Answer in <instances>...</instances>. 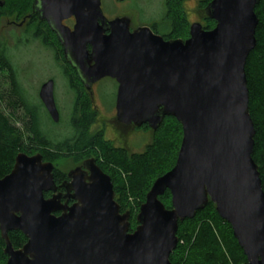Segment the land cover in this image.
Masks as SVG:
<instances>
[{"label": "water", "instance_id": "1", "mask_svg": "<svg viewBox=\"0 0 264 264\" xmlns=\"http://www.w3.org/2000/svg\"><path fill=\"white\" fill-rule=\"evenodd\" d=\"M259 1L213 0L205 11L216 26L193 23L185 41L165 40L149 27L132 32L126 18L109 21L101 0L34 1L32 13L57 33L67 62L89 89L106 77L117 81L119 123L156 130L172 116L183 138L175 166L154 182L133 232L130 212L121 211L111 178L94 159L69 172L64 195L56 194L52 162L18 154L0 179L6 264H172L179 223L209 202L230 224L248 264H264V189L253 159L246 76ZM71 17L73 31L63 24ZM40 98L58 122L53 81L42 86ZM166 191L171 209L159 198ZM11 231L27 238L22 248L13 247Z\"/></svg>", "mask_w": 264, "mask_h": 264}, {"label": "trees", "instance_id": "2", "mask_svg": "<svg viewBox=\"0 0 264 264\" xmlns=\"http://www.w3.org/2000/svg\"><path fill=\"white\" fill-rule=\"evenodd\" d=\"M34 1L0 0V3H3V6H0V20L8 12L15 15V21L21 22L26 18L22 37L27 41L34 39L45 44H57L55 38L49 35L51 30L46 22L39 20L38 15L32 13ZM184 1L166 0L163 21L165 33L159 32L158 25H154V31L166 40L185 41L190 37L191 22L188 20ZM212 1L200 0L197 10L205 30H212L216 26L215 21L210 19L205 11ZM255 13L259 19L255 34L257 43L247 59L246 76L249 111L256 131L253 159L258 165L264 189V0L259 1ZM0 68L7 74L8 81V89L0 95V179L11 173L18 154H41L44 161L55 165L54 181L60 186L65 175L61 169L56 168L58 161L72 158L76 161L85 156H93L102 171L111 178L115 200L122 212H130V232L135 231L140 207L154 182L176 164L183 138L182 125L176 118L167 116L156 130L145 126L144 131H151L150 143L143 152L130 153L126 149L115 147L104 137L103 132H89L94 115L88 98L83 94L82 88L77 86L73 88L76 93L71 120L73 134L60 139L53 136L51 131L42 128V105H32L28 102L8 56V47L1 39ZM5 108L12 113L23 110L24 118L19 120L25 125V131L14 124L5 113ZM50 196V193L45 194L46 198ZM159 198L166 208H172L170 191H166ZM8 236L15 249L22 248L27 242L21 231H11ZM177 236L179 243L170 256L172 264H224L223 258L218 257L224 254L225 236L234 246L243 264H248L230 224L219 216L212 202L198 211L193 219L180 222ZM5 247L6 243L0 231V264H6L8 260L4 252Z\"/></svg>", "mask_w": 264, "mask_h": 264}, {"label": "rangeland", "instance_id": "3", "mask_svg": "<svg viewBox=\"0 0 264 264\" xmlns=\"http://www.w3.org/2000/svg\"><path fill=\"white\" fill-rule=\"evenodd\" d=\"M165 2L166 0H124L122 2L118 0H101V8L108 18L114 17L119 12L126 14L132 11L136 15L135 21L137 25L150 27L158 24L159 32L165 33L166 27L163 24ZM199 2L200 0L184 1L187 17L192 24L194 22L203 24V20H199L196 14ZM197 13L199 12L197 11ZM15 18V15H11L9 12L2 17L0 20V39L8 47V56L16 70L18 80L24 89L28 102L32 105H42L40 108L44 114L42 128L51 131L53 136L55 135L60 139H64L73 134L71 120L76 98L75 89L68 86L65 76L60 73L54 53L49 48L45 47L39 40L31 39L27 41L22 37L25 32L24 27L20 28L10 25L11 22L15 21ZM50 79L55 80L54 98L60 116L58 122L53 121L40 98L42 86L49 82ZM116 85L112 80H105L96 88L95 99L96 105L99 108L98 116L102 120L116 115L115 101L118 92ZM7 89V74L0 68V95ZM4 110L14 124L25 131V125L19 120L20 118H24L23 110H19L16 113H12L7 108ZM99 129L101 128L97 126L93 131H98ZM106 137L115 145L126 143V139L114 134L110 127L106 131ZM151 137L150 130L130 134L127 138L128 143H126V147L130 153L143 152L146 145L150 143ZM73 167V159H65L56 163V168L61 169L65 173H68ZM223 243L224 254L218 258H223L224 264H243L242 259L236 253L234 246L227 236L223 238Z\"/></svg>", "mask_w": 264, "mask_h": 264}, {"label": "flooded vegetation", "instance_id": "4", "mask_svg": "<svg viewBox=\"0 0 264 264\" xmlns=\"http://www.w3.org/2000/svg\"><path fill=\"white\" fill-rule=\"evenodd\" d=\"M120 2L124 1V0H118ZM103 11V10H102ZM103 14L104 16L109 20V21H112V20H115L117 18H126L129 20L130 24H129V27H130V31H136L138 30L140 27H142L141 25H137L136 24V15L134 12H130V13H121L119 12L118 14H116L114 17L112 18H108L104 11H103ZM196 14H197V17L198 19L200 20V16L199 14L197 13L196 11ZM30 17V16H28ZM39 18V16H38ZM26 18H24L21 22H11L10 25L12 26H17V27H24L25 25V22H26ZM40 20V18H39ZM189 20V19H188ZM42 21V20H41ZM47 26L50 28L51 30V33L49 34L52 38H55L57 44H53L51 42H47L46 44L45 43H42L45 47L49 48L53 53H54V56H55V60L58 64V68L60 70V73H62L65 78H66V82L68 83V86L70 88H76L77 86L81 87L82 90H83V94L88 98V101H89V105L91 107V111L93 113V120L90 124V127H89V132L90 133H97V132H103L104 134V137L107 139L106 137V131L110 129L114 132V134L118 135L120 138H125L126 139V143H128L127 141V138L130 134H137L141 131H144V127L147 126L149 127L148 125H142V126H137L135 125L134 123H132L131 125H124L122 123H119L117 120H116V115H117V111H116V115L112 118H107L105 120H102L99 118L98 114H99V108L98 106L96 105V88L98 87V85H100L101 83H103L105 80H112L114 81L117 85V91H118V83L116 80L112 79V78H109V77H106V78H103L101 80H98L96 82H94L90 89L88 88L87 84L82 80L79 72L77 71V69H75L72 65H70L67 60H66V57H65V51H64V46L62 45V43L60 42V39L57 35L56 32H54L52 30V28L50 27V25L48 24V22L45 20ZM76 18L75 17H71L69 19H66L63 21V24L67 27H69L72 31L74 30V27L76 25ZM195 23V22H194ZM196 23H199V22H196ZM201 24V23H200ZM154 25H158V24H154ZM154 25L150 26L149 28L155 33V34H158L154 31ZM192 25V23H191ZM202 25V24H201ZM107 34H109V32H107ZM158 35H161V34H158ZM162 36V35H161ZM163 37V36H162ZM166 40V39H165ZM88 51L91 52L92 50V47L90 45H88L87 47ZM49 81H53L54 82V86H55V80L54 79H50ZM116 99H117V95H116ZM116 102V101H115ZM43 104V103H42ZM44 106V104H43ZM45 108V106H44ZM115 109H116V105H115ZM100 127L101 129H99L98 131H93L94 128L96 127ZM150 128V127H149ZM151 129V128H150ZM108 140V139H107ZM110 141V140H109ZM121 141V140H120ZM112 142V141H111ZM113 143V142H112ZM121 144V145H115L114 143V146L117 147V148H122V149H126L128 151V148L126 147L127 144ZM129 152V151H128ZM134 153H139V152H134ZM73 161H74V167L72 170L78 168V167H81L85 170V167H84V162L89 160V159H94L96 161V164L98 165L97 163V160L95 159V157L93 156H85L83 158H81L80 160H74V158H72ZM99 166V165H98ZM100 167V166H99ZM70 170V171H72ZM69 171V172H70ZM68 173H65L62 171L63 175H65V178L63 179V182L60 186H57L58 187V190L56 191V194H66V190L64 187H62V185L64 183H68L70 182V179L68 178ZM51 196L53 195V193H50ZM50 196V197H51ZM66 199H62V202L65 203ZM74 202L73 200H70L69 201V205H72Z\"/></svg>", "mask_w": 264, "mask_h": 264}]
</instances>
